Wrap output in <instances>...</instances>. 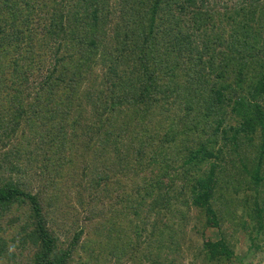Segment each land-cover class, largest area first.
Segmentation results:
<instances>
[{
  "label": "trees",
  "instance_id": "trees-1",
  "mask_svg": "<svg viewBox=\"0 0 264 264\" xmlns=\"http://www.w3.org/2000/svg\"><path fill=\"white\" fill-rule=\"evenodd\" d=\"M51 1L0 0V264L71 263L50 224L74 200L87 264L179 263L230 190L264 228V0Z\"/></svg>",
  "mask_w": 264,
  "mask_h": 264
},
{
  "label": "rangeland",
  "instance_id": "rangeland-1",
  "mask_svg": "<svg viewBox=\"0 0 264 264\" xmlns=\"http://www.w3.org/2000/svg\"><path fill=\"white\" fill-rule=\"evenodd\" d=\"M27 8H25V14L30 16V14L34 15L35 20H39L40 23L43 22L45 18L44 15L48 11L52 9L54 6L51 0H26ZM224 3V2H223ZM241 1L238 0H227L225 3L226 9L231 7H239ZM206 5L213 6V3H209L207 0ZM222 6V4L217 5V7ZM43 25V24H42ZM241 183V182H240ZM229 186L231 183H228ZM70 195L74 197V192L72 190L69 191ZM236 193L235 202L232 203V196ZM252 191L248 188L231 193L225 194V206L228 205L227 216L225 213L222 215V219L226 222L221 225H208L205 228H200L202 230L193 229L190 231V236L192 241V245L190 246L187 243L182 247V252L179 258V263L177 264H209L212 263L209 259H201L199 256L201 251L202 242L207 241H215L219 238H224L228 241L229 246L233 250L234 257H232L233 264H240V262L244 264H264V251H256L255 254L250 252V247L253 245H264V228L259 227V223L248 216L249 207H244L240 203L243 201L252 199ZM237 199V200H236ZM85 200V198H84ZM238 201V202H237ZM242 202V204H243ZM234 206L232 207V205ZM87 207L83 209L78 203L74 200L73 202H69V205L65 209H63L62 214L66 215L67 218H58V212L60 209L57 208L55 214H48L49 216H54L58 218L55 222L50 224L53 232H55V236L57 237V246L60 249V246H70L74 245V249L72 251L71 263L69 264H87L85 258L90 256L96 249L94 247L88 246L84 243V237L88 235L89 229L84 227L88 223L86 212H83ZM227 209V207H225ZM231 208L234 210L235 215L231 217L233 222L228 218L231 215ZM22 215V214H21ZM23 216V215H22ZM76 216H79L76 218ZM24 217V216H23ZM152 218V216H150ZM50 218V217H49ZM51 219H55L52 218ZM230 220V221H229ZM58 223V225L56 224ZM243 223V224H242ZM200 225V224H197ZM87 226V225H86ZM84 227V232L83 228ZM259 234H257V230H259ZM82 229V233L79 237V240L72 243L73 236L76 233H79ZM190 229V226L189 228ZM84 241V242H83ZM201 241V242H200ZM97 247V245H95ZM56 247V248H58ZM209 260V261H208Z\"/></svg>",
  "mask_w": 264,
  "mask_h": 264
}]
</instances>
